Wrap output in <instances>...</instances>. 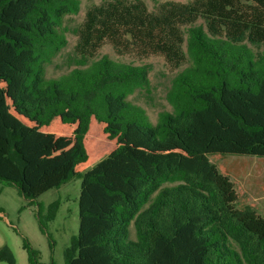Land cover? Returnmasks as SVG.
I'll list each match as a JSON object with an SVG mask.
<instances>
[{
	"label": "trees",
	"instance_id": "1",
	"mask_svg": "<svg viewBox=\"0 0 264 264\" xmlns=\"http://www.w3.org/2000/svg\"><path fill=\"white\" fill-rule=\"evenodd\" d=\"M80 9L81 0H0V182L37 206L51 242L60 203L39 199L81 179L66 264H264V216L253 203L238 208L229 169L211 161L264 158V0L153 11L104 1L75 30L77 67L47 78L68 43L64 18ZM106 45L184 67L167 93L171 112L153 123L129 101L149 85L148 66L98 58ZM23 247L41 264L27 238ZM0 262L15 264L8 246Z\"/></svg>",
	"mask_w": 264,
	"mask_h": 264
},
{
	"label": "rangeland",
	"instance_id": "2",
	"mask_svg": "<svg viewBox=\"0 0 264 264\" xmlns=\"http://www.w3.org/2000/svg\"><path fill=\"white\" fill-rule=\"evenodd\" d=\"M104 1L109 0H81L80 12L64 18L63 27L67 30L68 43L53 62L47 65V78H58L77 67L71 60L78 39L75 30L84 23L87 11ZM141 1L147 5L150 11H153L162 2L187 3L191 0ZM103 56L137 66H148L149 85L137 90L129 97V101L144 108L153 123L157 122L160 112L172 111V107L167 101V93L172 86L173 79L184 67L174 69L160 57L143 60L133 56L120 57L109 45L101 50L98 58ZM211 161L217 166L223 165L229 169L231 179L242 195L238 202V208L253 203L258 212L264 216V158L226 155L223 158L211 157ZM80 194L81 179L76 178L59 189L50 190L40 197L39 201L46 207L56 201L60 203L56 218L48 225V233L52 238L50 242L40 230L37 206L28 205V201L19 195L16 188L0 182V250L4 246H8L13 253L15 264H29L28 254L23 247V239L27 238L32 247L41 252V264H52L53 262L66 264L65 250L79 233ZM131 233L134 236L132 228ZM0 264L8 263L0 262Z\"/></svg>",
	"mask_w": 264,
	"mask_h": 264
}]
</instances>
